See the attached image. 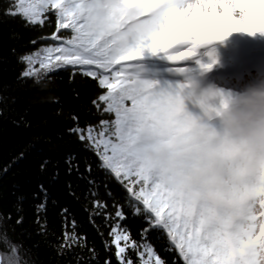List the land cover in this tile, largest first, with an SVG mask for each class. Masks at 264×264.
Returning a JSON list of instances; mask_svg holds the SVG:
<instances>
[{
  "label": "snow or ice",
  "instance_id": "snow-or-ice-1",
  "mask_svg": "<svg viewBox=\"0 0 264 264\" xmlns=\"http://www.w3.org/2000/svg\"><path fill=\"white\" fill-rule=\"evenodd\" d=\"M234 7L242 10L240 18L232 15ZM52 16L55 44L23 53L11 49L23 65L17 80L31 79L47 88L50 71L70 66V82L76 76L96 82L91 99L96 112L114 116L81 126L73 112L67 114L72 124L66 132L95 153L97 167L105 172L104 198L86 157L83 172L75 152L69 150L63 159L65 177L75 172L86 184L83 191L71 179L59 184L60 161L43 158L39 163L41 171L49 166L52 171L31 193L33 222L38 235L53 238L48 244L61 258L58 264H264V171L242 172L215 129L185 110L180 90H157L152 82L126 72L144 49L176 61L234 31L264 32V0H139L134 5L132 0H9L0 8V17L19 18L25 28H50ZM177 40L191 48L175 55L163 51ZM208 95L214 94L198 100L206 117L228 102L221 97L219 107H212ZM162 147L177 157L167 167L150 157ZM24 157L21 151L12 161ZM218 160L224 163L223 182L212 171ZM194 170L202 173L198 184L189 179ZM109 173L119 187H109ZM25 198L23 193L16 196V224L23 222ZM69 200L82 203L87 223L78 219ZM100 215L110 225L111 237L104 239L103 259L87 230L91 224L103 239L95 222ZM7 216L11 219V213ZM133 218L139 223L133 225ZM20 247L0 227V264H28ZM161 252L173 256L168 259Z\"/></svg>",
  "mask_w": 264,
  "mask_h": 264
},
{
  "label": "trees",
  "instance_id": "trees-1",
  "mask_svg": "<svg viewBox=\"0 0 264 264\" xmlns=\"http://www.w3.org/2000/svg\"><path fill=\"white\" fill-rule=\"evenodd\" d=\"M8 2L9 0H0V8ZM50 19L52 21L50 28H25L21 26L22 22L19 18L0 17V96L3 97L0 99V110H2L0 111V169L11 163L7 173H0V227L7 230L12 242L21 246L20 254L28 264H58L61 260L48 244L53 238L38 235L33 222L31 193L35 190L37 182L46 181L52 171L51 166L46 171H41L39 163L43 158L60 161V185H63L65 179H71L73 185H78L79 190L83 191L86 184L83 180L77 179L75 172L71 177H65L63 159L69 150L75 152L77 158L81 160L80 171L83 172V159L86 157L92 165L91 175L101 182L99 193L104 198L105 172L97 167L98 158L95 153L84 149L83 142L66 132V128L72 124L67 118L68 112L71 111L78 117L81 126L86 123L96 124L101 118H114L110 113L101 116L91 104L96 90V82L92 78H86L85 82L76 76L73 81H69L70 71L66 69L70 66L50 71L48 76L51 79L48 80L47 88L35 85L31 79L17 80L23 65L17 62L16 54L12 53L11 49L15 48L17 53H23L55 44L50 37L51 31L55 30V17L52 16ZM41 36H47L48 40L37 39ZM33 39L36 42L29 43ZM151 53L148 49H144L139 57L131 61L126 67L130 77L143 80L142 70L150 65L149 61L143 58ZM105 90L99 89V91ZM61 109L60 114H57ZM21 151L25 153V157L13 162L12 157ZM107 182L110 188L119 187L118 181L110 173ZM21 193L26 197L22 202L23 222L16 224L18 215L16 204L20 203L16 196ZM68 203L77 213L78 219L87 223V213L82 203L76 200H69ZM8 213H11V219L8 218ZM95 222L103 233V239L91 224L88 225L87 230L103 259L104 239L109 241L111 239L108 236L110 225L105 223L103 215L97 216ZM131 223L135 225L139 221L133 218ZM110 247L114 250L115 246ZM161 255L171 259L173 253L161 252ZM113 259H115L114 254ZM180 264L183 262L181 261Z\"/></svg>",
  "mask_w": 264,
  "mask_h": 264
},
{
  "label": "clouds",
  "instance_id": "clouds-1",
  "mask_svg": "<svg viewBox=\"0 0 264 264\" xmlns=\"http://www.w3.org/2000/svg\"><path fill=\"white\" fill-rule=\"evenodd\" d=\"M219 121L215 132L226 141L231 159L245 173L264 171V82L234 93L218 112L207 117ZM201 123L208 124L202 120ZM198 134V133H197ZM151 159L162 166L171 165L177 157L167 147L150 153ZM217 180H226L224 163L220 160L213 166ZM192 183L201 182L202 173L194 170L189 173Z\"/></svg>",
  "mask_w": 264,
  "mask_h": 264
},
{
  "label": "rangeland",
  "instance_id": "rangeland-1",
  "mask_svg": "<svg viewBox=\"0 0 264 264\" xmlns=\"http://www.w3.org/2000/svg\"><path fill=\"white\" fill-rule=\"evenodd\" d=\"M138 3V1H135ZM185 4L188 3H195V0H184ZM223 10L220 8H217V12H222ZM243 12L239 7H234L232 15L236 18H240L242 16ZM227 36L213 40L209 43L198 45L196 48L195 53H193L189 57H185V62L183 65H181L182 68L189 67V71L194 77L197 76H204L207 74V68L202 67V65H209L213 60H216L215 58H223L218 56L215 52L216 49H219L221 47L222 42H218L220 40H223L224 38H227L230 34ZM218 42V44L214 45L213 43ZM213 45V46H212ZM191 48V44L187 45L183 49L180 50V52H187ZM221 49V48H220ZM190 60H194L193 62H189ZM199 61V62H198ZM205 61V62H204ZM181 69V68H180ZM155 74L156 82L154 84V88L159 89H165L169 91H176V89L180 90L182 92V95L184 97V101L187 102L189 105L194 106V108H199L200 104L198 103V100L201 96L213 93L214 95H208L207 97V103L211 105L212 107H219L221 97L224 99L230 98L235 92L229 91L219 85L216 84L214 79L209 78L201 87L196 86V88H191L189 85H186L187 87L181 89V87L177 83H172L167 80H161L159 79V75L168 74L170 78H174L177 75H180V70L178 69H168L166 73H162L165 71H162L161 69L153 70ZM181 76V75H180ZM188 81H191V78L188 79ZM185 85V84H184ZM191 93L190 95L188 93ZM228 92H230L231 96L229 97ZM215 93H218L219 95H215ZM203 110V109H202ZM206 117V116H205ZM203 119V118H202ZM219 123L218 120H215ZM219 128V124L217 125V130Z\"/></svg>",
  "mask_w": 264,
  "mask_h": 264
},
{
  "label": "bare ground",
  "instance_id": "bare-ground-1",
  "mask_svg": "<svg viewBox=\"0 0 264 264\" xmlns=\"http://www.w3.org/2000/svg\"><path fill=\"white\" fill-rule=\"evenodd\" d=\"M262 34H258L256 32L255 34L246 37L247 40H245V44L249 45V48L253 53V57H258L257 54L264 50V36H262ZM259 41L260 43L258 44ZM240 49L241 47L239 45H236L234 43H227L221 50L224 52L225 55L230 57L231 60L235 59L237 62V60H239L240 58V54L238 53L240 52ZM262 56L264 57V51L262 52Z\"/></svg>",
  "mask_w": 264,
  "mask_h": 264
}]
</instances>
